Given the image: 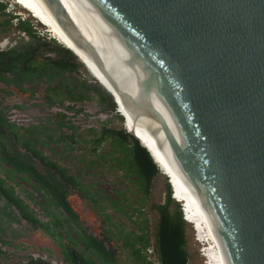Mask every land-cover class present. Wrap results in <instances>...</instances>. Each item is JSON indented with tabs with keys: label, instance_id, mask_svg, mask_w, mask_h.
<instances>
[{
	"label": "water",
	"instance_id": "water-1",
	"mask_svg": "<svg viewBox=\"0 0 264 264\" xmlns=\"http://www.w3.org/2000/svg\"><path fill=\"white\" fill-rule=\"evenodd\" d=\"M45 1L109 78L112 90L96 81L125 129L120 98L140 96L119 86L98 48L183 137L199 189L207 171L232 264H264V0Z\"/></svg>",
	"mask_w": 264,
	"mask_h": 264
},
{
	"label": "rangeland",
	"instance_id": "rangeland-1",
	"mask_svg": "<svg viewBox=\"0 0 264 264\" xmlns=\"http://www.w3.org/2000/svg\"><path fill=\"white\" fill-rule=\"evenodd\" d=\"M0 3L6 5L5 13L0 14V22L12 20L10 25L0 24V49H8L21 41L30 40L26 32L17 27L20 20L31 22L40 36L55 39L49 29L25 10L18 0H0ZM50 55L55 56L54 53ZM80 76L96 81L85 66H81ZM74 84L76 82L71 83ZM32 89L21 91L14 85L0 82V107L8 108L6 112L9 119L22 128L21 133H26V128L32 125L40 124L36 136L39 140L37 147L44 155L69 169L70 174L80 177L85 187L70 188L68 200L79 215L82 226L99 239L107 237L109 246L116 250L118 264H142L136 259L132 248L126 246V241L145 231L150 239L151 249L147 251V256L158 262L156 232L160 216L156 206L166 202L169 177L159 172L153 180L149 196L143 200L137 178L131 174L129 164L117 163L115 158L125 155L113 146L112 138L103 140L97 151L94 149L93 140L100 135L104 123L108 127L125 129L124 119L118 115L117 110L105 108L106 104L100 105L99 95L95 91H90V97L82 101L66 99L63 106L58 102L51 103L46 94L45 82L35 83ZM68 105H73L74 109H68ZM61 112L67 114V117H63ZM61 121L65 125L60 126ZM129 128L128 122L126 129ZM61 134L65 139L60 138ZM71 136H74V140ZM36 162L44 170L40 161ZM8 168L10 167L0 164L1 176H5ZM10 183L41 220L50 222V217L42 206L48 204L30 182L15 176ZM25 190L32 192L38 203L32 201ZM112 201L118 202V208L122 207L125 211L114 207ZM176 207L172 205L171 209L176 210ZM50 208L54 209V206ZM191 222L192 220L189 223L186 221L185 227L186 248L190 255L188 264H212V255L209 254L212 243L201 240L198 225ZM4 228L7 232L2 236L10 243L2 244L0 241V264H23L32 258L67 264L65 245L74 246L79 252L85 249L79 238L80 227L74 223L72 226L65 223L62 237L43 228L35 229L24 219L21 223L4 222ZM72 240H78L77 246L74 242L70 243Z\"/></svg>",
	"mask_w": 264,
	"mask_h": 264
},
{
	"label": "trees",
	"instance_id": "trees-1",
	"mask_svg": "<svg viewBox=\"0 0 264 264\" xmlns=\"http://www.w3.org/2000/svg\"><path fill=\"white\" fill-rule=\"evenodd\" d=\"M5 8L6 5L0 3V14L5 13ZM11 23V19L0 22L5 25ZM17 27L25 31L30 40L21 41L8 49H0V82L14 85L21 91H32L35 83L45 82L46 94L51 103L58 102L63 106H65L66 99L82 101L90 97V91H95L99 95L100 105L106 104L105 108L116 110L114 98L102 87L100 82L86 80L80 76L81 66L85 65L73 51L55 39H47L37 34L29 21L20 20ZM51 53H54L55 56L50 55ZM72 82H76V84L71 85ZM17 106L23 107L22 105ZM67 108L74 109V106L68 105ZM7 109V107H0V164L3 167H10L5 171V176L0 174V241L2 244L10 243L2 236L7 232V229L4 228V222L7 221L21 223L24 219L35 229L43 228L53 235L61 237L65 223L70 226L74 223L81 228L78 231L79 238L85 249L82 253H78L74 251V246L65 245L67 250H64V254L70 264H99V262L117 264L115 256H112L111 251L107 250L103 239H98L83 228L79 215L68 200L70 188L85 187L80 177L70 174L69 169L44 155L37 147L36 144L39 140L36 139V136L40 130V124L32 125L26 128V133H21L22 128L9 119ZM61 114L63 117H67V114L63 112ZM59 125L63 126L65 123L61 121ZM129 130L135 132L133 126ZM71 137L74 140V136ZM60 138L65 139V136L61 134ZM107 138H112L113 146L125 155V157L119 156L115 159L119 164H129L128 168L131 174L136 176L144 200V197L149 196L153 180L160 172L158 165L134 135L125 129L108 127L106 123L101 129L100 135L93 140L95 151ZM143 141L147 144L145 139ZM104 156L101 155V157ZM37 160L43 165L44 170L38 166ZM15 176L30 182L44 198L48 206L41 205L46 209L50 222L41 220L35 210L20 196L15 186L10 183V180H14ZM17 184L20 185V183ZM25 192L32 201L38 203L32 192L28 190ZM172 195L173 191L169 184L166 202L156 206L160 216L156 232L159 263L149 260L146 254L150 247L147 232L137 234L134 238H127L126 246L132 248L136 259L142 264H188L189 262L190 255L186 248L185 227L186 221L189 223L190 220L184 219L182 207ZM112 203L118 210L125 211L122 207L118 208V202L112 201ZM172 205L177 206L176 210L171 209ZM50 206H54V209H51ZM140 228L145 230L144 226ZM72 242L77 246L78 240L70 241V243ZM0 251L2 252L1 248ZM23 264L55 263L32 258Z\"/></svg>",
	"mask_w": 264,
	"mask_h": 264
},
{
	"label": "bare ground",
	"instance_id": "bare-ground-1",
	"mask_svg": "<svg viewBox=\"0 0 264 264\" xmlns=\"http://www.w3.org/2000/svg\"><path fill=\"white\" fill-rule=\"evenodd\" d=\"M18 3L31 13L34 18L38 19L41 24L46 26L53 38L57 39L67 48L77 50L88 62L90 67L85 66L91 75L96 79L103 80L108 88H112L107 75L101 70L91 54L78 46L68 32L58 23L45 0H18ZM98 50L119 83V86H122V88L131 94L140 96L138 99H133V101H124L120 98L122 109L128 117L130 127L133 126L135 132L147 141V145L152 149L155 158L158 160L157 163L163 169V174H166L167 177L168 174H171L170 178H173L175 188V199L184 203L185 209H183V212H185V219L192 220V222L198 225L197 227L202 237L200 238L201 240L212 243L209 248V254L212 255V264H232L230 251L225 240L226 237L222 231L224 227L219 224V219L215 214L216 210L212 206V193L209 192L208 186H206L207 177L205 174H207V171L203 168L202 172L205 174L203 173L202 179L205 181V186L203 187L204 189H199L196 182L198 175L192 171L193 164L189 160L188 150L183 137L159 111V115L152 111L151 107H154L155 110L157 108L99 48ZM79 60L82 61L80 58ZM162 118L167 123L169 129L174 132L173 137H171L175 139L176 143L168 136L167 126L164 124ZM135 132L133 133L135 134ZM142 137L141 140L143 141ZM143 143L145 144L144 141ZM197 162H199V159H197ZM202 166L204 165L202 164Z\"/></svg>",
	"mask_w": 264,
	"mask_h": 264
},
{
	"label": "flooded vegetation",
	"instance_id": "flooded-vegetation-1",
	"mask_svg": "<svg viewBox=\"0 0 264 264\" xmlns=\"http://www.w3.org/2000/svg\"><path fill=\"white\" fill-rule=\"evenodd\" d=\"M69 195V194H68ZM68 197V196H67ZM73 208V207H72ZM74 209V208H73ZM75 210V209H74ZM77 213V212H76ZM73 224V223H72ZM82 225V224H81ZM84 228V227H83ZM80 230H81V228H79ZM86 230V229H85ZM87 231V230H86ZM91 234V233H90ZM94 235V234H93ZM95 236V235H94ZM97 237V236H96ZM98 238V237H97ZM99 239V238H98ZM103 239V241H104V244L106 245V248H107V250L108 251H111V253H112V256H115V258H116V250H115V248H112L111 246H109V244L107 243L108 241H107V237L106 238H102ZM82 242V241H81ZM130 247V246H129ZM131 248V247H130ZM74 251H77L78 253H79V251H78V249H76L75 247H74ZM148 250H151L150 249V247L147 249V251ZM147 251H146V254H147ZM76 252V253H77ZM83 252V251H82ZM81 252V253H82ZM40 259H43V258H40ZM65 259H66V255H65ZM148 259L149 260H151L149 257H148ZM45 260V259H44ZM47 261V260H46ZM153 261V260H152ZM49 262V261H48ZM51 262V261H50ZM66 262H67V264H70L68 261H67V259H66ZM155 262V261H154ZM116 263H117V258H116ZM157 263V262H156ZM158 263H159V260H158ZM99 264H104V263H101V262H99ZM118 264V263H117Z\"/></svg>",
	"mask_w": 264,
	"mask_h": 264
},
{
	"label": "clouds",
	"instance_id": "clouds-1",
	"mask_svg": "<svg viewBox=\"0 0 264 264\" xmlns=\"http://www.w3.org/2000/svg\"><path fill=\"white\" fill-rule=\"evenodd\" d=\"M181 206H182V204H181Z\"/></svg>",
	"mask_w": 264,
	"mask_h": 264
},
{
	"label": "built area",
	"instance_id": "built-area-1",
	"mask_svg": "<svg viewBox=\"0 0 264 264\" xmlns=\"http://www.w3.org/2000/svg\"><path fill=\"white\" fill-rule=\"evenodd\" d=\"M158 263V262H157Z\"/></svg>",
	"mask_w": 264,
	"mask_h": 264
}]
</instances>
